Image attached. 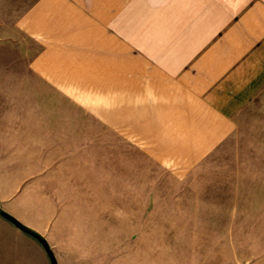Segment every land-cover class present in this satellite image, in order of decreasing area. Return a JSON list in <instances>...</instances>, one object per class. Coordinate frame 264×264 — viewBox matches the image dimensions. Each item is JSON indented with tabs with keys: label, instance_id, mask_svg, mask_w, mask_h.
I'll return each mask as SVG.
<instances>
[{
	"label": "crops",
	"instance_id": "1",
	"mask_svg": "<svg viewBox=\"0 0 264 264\" xmlns=\"http://www.w3.org/2000/svg\"><path fill=\"white\" fill-rule=\"evenodd\" d=\"M0 41V209L44 238L82 227L84 154L195 183L264 96V0H0ZM248 181L178 199L203 231L264 232Z\"/></svg>",
	"mask_w": 264,
	"mask_h": 264
},
{
	"label": "rangeland",
	"instance_id": "2",
	"mask_svg": "<svg viewBox=\"0 0 264 264\" xmlns=\"http://www.w3.org/2000/svg\"><path fill=\"white\" fill-rule=\"evenodd\" d=\"M12 47L10 41H0V66L14 60ZM248 112L238 134L215 158L214 168L204 171L205 176L195 183L184 178L174 181L171 170L150 162L145 163L146 168L141 163L140 170L124 168L119 157L107 176L102 169L105 154H99L98 166H103L98 171L91 154H84L81 216L78 202L73 211L75 220L81 217L82 227L70 233L50 227L45 237L57 263L264 264V232L203 231L205 227L200 225L209 217L202 216V211H189L190 202L178 199L193 192L238 194V176L251 182L249 191L247 188L251 196L264 197V96ZM99 176L104 185L96 184ZM107 177L113 180L109 188ZM128 181L130 184L125 183ZM0 264L50 261L35 238L0 216Z\"/></svg>",
	"mask_w": 264,
	"mask_h": 264
},
{
	"label": "water",
	"instance_id": "3",
	"mask_svg": "<svg viewBox=\"0 0 264 264\" xmlns=\"http://www.w3.org/2000/svg\"><path fill=\"white\" fill-rule=\"evenodd\" d=\"M0 216L5 218L9 222H11L21 232H24V233L32 236L33 238H35L42 245L43 249L45 250V252L49 258L50 264H58L52 249L50 248L47 240L43 236H41L40 234H38L34 230L30 229L26 225L22 224L15 217H13L12 215L8 214L7 212H5L1 209H0Z\"/></svg>",
	"mask_w": 264,
	"mask_h": 264
}]
</instances>
